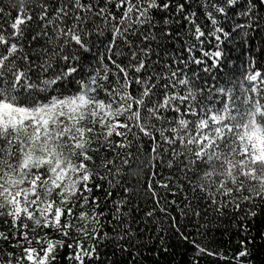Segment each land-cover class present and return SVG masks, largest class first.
<instances>
[{
	"label": "snow or ice",
	"instance_id": "snow-or-ice-1",
	"mask_svg": "<svg viewBox=\"0 0 264 264\" xmlns=\"http://www.w3.org/2000/svg\"><path fill=\"white\" fill-rule=\"evenodd\" d=\"M261 9L0 0V264H145L166 238L185 264H251L264 70L249 57L225 78L223 45L247 44Z\"/></svg>",
	"mask_w": 264,
	"mask_h": 264
},
{
	"label": "trees",
	"instance_id": "trees-1",
	"mask_svg": "<svg viewBox=\"0 0 264 264\" xmlns=\"http://www.w3.org/2000/svg\"><path fill=\"white\" fill-rule=\"evenodd\" d=\"M7 3V0H5ZM200 15L198 23L207 24L208 22L204 19L200 9H196ZM261 13L264 14V9H261ZM226 30H230V20L225 23ZM207 31V29H205ZM183 32V29H181ZM183 40H189L190 38H178L177 47ZM223 47L227 53V59L225 61V67L222 71V75L225 78L228 74L239 75L243 73L247 67V61L249 57H254L257 66L264 70V23L261 24V30H257L252 33L247 44H244L239 37L233 36V39L226 42ZM199 55V53H197ZM217 242L219 243L223 238L220 233H216ZM242 238V237H240ZM237 236L233 234L230 242L225 241V243L220 246L225 250L226 254L231 255L233 252L239 250V244L236 243ZM251 243H249L250 257L249 260L251 264H264V214L257 217L255 222L251 226ZM165 244L170 245L169 251L164 252H148L145 251V264H185L187 258L191 256V250L185 255V250L188 248L187 245H180L177 241L173 239H165ZM159 249V245H155Z\"/></svg>",
	"mask_w": 264,
	"mask_h": 264
}]
</instances>
